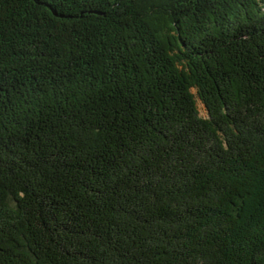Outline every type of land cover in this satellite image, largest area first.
Segmentation results:
<instances>
[{
  "label": "trees",
  "instance_id": "16d2710c",
  "mask_svg": "<svg viewBox=\"0 0 264 264\" xmlns=\"http://www.w3.org/2000/svg\"><path fill=\"white\" fill-rule=\"evenodd\" d=\"M0 264H264V0H0Z\"/></svg>",
  "mask_w": 264,
  "mask_h": 264
},
{
  "label": "rangeland",
  "instance_id": "374dc122",
  "mask_svg": "<svg viewBox=\"0 0 264 264\" xmlns=\"http://www.w3.org/2000/svg\"><path fill=\"white\" fill-rule=\"evenodd\" d=\"M193 93L196 95V91L195 90H193ZM197 97V96H196ZM196 99V102H197V107H198V110H199V114H200V116H202V117H207V111H206V109H205V106L202 104V102L198 99V97L197 98H195Z\"/></svg>",
  "mask_w": 264,
  "mask_h": 264
}]
</instances>
